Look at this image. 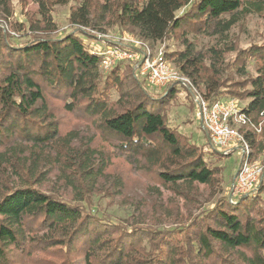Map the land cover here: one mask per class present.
<instances>
[{
	"label": "trees",
	"instance_id": "obj_1",
	"mask_svg": "<svg viewBox=\"0 0 264 264\" xmlns=\"http://www.w3.org/2000/svg\"><path fill=\"white\" fill-rule=\"evenodd\" d=\"M69 1L78 6L70 16L75 25L107 22L152 45L179 42L183 49L166 58L206 98L247 101L242 110L254 128L242 125L240 133L257 154L264 150V43L215 46L211 61L190 42L201 35L225 39L239 15L264 18V0H36L44 26L38 36L18 44L0 29V264H264V208L248 195L223 198L192 225L164 232L117 225L36 187L12 185L13 176L30 182L41 160L60 163L75 185L85 173L122 182L109 170L115 151L181 194L182 187L222 184L221 168L209 157L220 160L230 151L211 142L203 151L167 120L181 85L153 94L139 79L140 66L129 75L121 64L103 74L104 51L90 46L80 29L48 35L56 30L53 7ZM11 4L0 0V14L10 15ZM232 51L240 80L224 79L220 69ZM249 61L255 76L247 74ZM58 108L93 125L112 151L73 146L77 133L65 129Z\"/></svg>",
	"mask_w": 264,
	"mask_h": 264
},
{
	"label": "rangeland",
	"instance_id": "obj_2",
	"mask_svg": "<svg viewBox=\"0 0 264 264\" xmlns=\"http://www.w3.org/2000/svg\"><path fill=\"white\" fill-rule=\"evenodd\" d=\"M77 7L75 1H69L64 5H55L51 15L56 30L48 35L59 37L74 29H80V32L86 36V41L95 49L104 52L116 49L118 53L115 55L111 56L108 53L111 61L110 64L104 65L106 68L102 65L103 74L119 64L125 73L132 74L133 69L140 66L142 54L146 50L145 46H149L154 52L163 48L164 53L183 49V46L176 40L157 42L152 45L142 41L128 30H123L117 25L107 22H99L96 26L94 24L90 26L75 25L71 22L70 16L72 10ZM11 10L10 15L0 14L2 16L0 17V29L9 36L10 41L18 44L24 43L42 32L41 29L43 30L44 26L36 0H12ZM238 18L239 21L226 32V38L221 41L216 36H190V42L193 43L196 52L207 54L208 58L213 61L211 58L213 53L210 50L215 46L228 49L235 45L237 49L242 50L253 44L264 43L263 17L258 14H250L239 15ZM236 55L237 51L225 55L223 68H220L224 79L227 77H233L236 80L242 79L241 76H237L232 66ZM209 61L206 63L208 64ZM246 71L249 76L256 75L253 61H249ZM138 75L140 81L143 80L147 89L153 94L159 95L165 91L166 88L148 86L146 77L140 72ZM128 80L130 81V78ZM196 86L199 92L204 94L203 87ZM178 89L177 96L171 100L165 110L169 124L178 128L203 151L211 149L208 144L210 142L209 136L205 133L202 121L197 116L196 101L191 90L183 85L179 86ZM117 98V94L114 93L112 100ZM239 103L242 107L247 104V101H239ZM59 116L65 119L66 130H75L77 133L73 146L79 149L95 146L105 153L112 151L99 139L97 129L86 120H77L74 116H66L63 112H60ZM249 125L253 127L252 122ZM256 140H259V137ZM229 153L230 156L221 157L220 160H216L214 156L209 157L215 166L221 168V185L215 186V188L203 185H194L192 189L182 187L181 191L185 194L165 188L154 179L152 174L137 168L133 158L119 151L113 153V165L109 170L113 175L122 178V182L116 181L115 176L94 179L89 178L90 176L85 173V180L82 178L75 185L65 176L60 163L41 160L39 171L31 176L30 182L13 176L12 185L14 187H36L48 195L78 205L95 216L130 229L131 226L137 225L142 228L166 232L192 225L194 219L205 214L221 199L234 198L232 197V186L242 156L239 148H235ZM259 153L257 154L253 150L252 159L260 163L264 169V150ZM208 156L211 155L207 154ZM71 174L72 172L68 175ZM248 197L257 199L261 207L264 208V175L262 178L260 176L256 190Z\"/></svg>",
	"mask_w": 264,
	"mask_h": 264
},
{
	"label": "built area",
	"instance_id": "obj_3",
	"mask_svg": "<svg viewBox=\"0 0 264 264\" xmlns=\"http://www.w3.org/2000/svg\"><path fill=\"white\" fill-rule=\"evenodd\" d=\"M145 47L146 50L140 62V73L146 77L149 86L165 88L169 84L178 83L188 87L196 101L197 116L202 121L203 129L207 132L210 142L225 152L235 148L240 149L242 157L232 186V197L234 198L230 200L234 201L254 192L263 167L252 159L253 148L240 133V126L249 124L251 120L243 113L239 101L234 98L215 100L206 98L199 92L190 77L179 71L166 58L163 48L154 52L149 46ZM104 53L105 59L102 65L106 66L111 61L109 54L113 56L118 51L110 49L109 52Z\"/></svg>",
	"mask_w": 264,
	"mask_h": 264
},
{
	"label": "water",
	"instance_id": "obj_4",
	"mask_svg": "<svg viewBox=\"0 0 264 264\" xmlns=\"http://www.w3.org/2000/svg\"><path fill=\"white\" fill-rule=\"evenodd\" d=\"M235 180V179H234Z\"/></svg>",
	"mask_w": 264,
	"mask_h": 264
}]
</instances>
